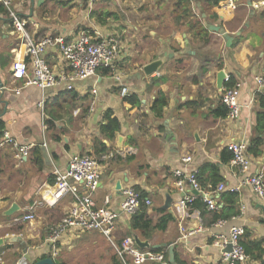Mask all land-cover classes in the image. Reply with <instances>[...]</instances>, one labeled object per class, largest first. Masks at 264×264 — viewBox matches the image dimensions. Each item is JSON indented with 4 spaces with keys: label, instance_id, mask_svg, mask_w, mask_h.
<instances>
[{
    "label": "crops",
    "instance_id": "1",
    "mask_svg": "<svg viewBox=\"0 0 264 264\" xmlns=\"http://www.w3.org/2000/svg\"><path fill=\"white\" fill-rule=\"evenodd\" d=\"M175 1L132 5L130 20L124 12L109 24L106 17H92L86 0L63 4L10 0V11L26 21L25 32L33 41L62 36L71 42L82 31L119 39L116 76L120 80L98 70L95 77L75 83L72 91L62 86L41 91L11 79L19 34L8 10L5 8L8 15L0 14V121L3 132L19 146L31 147L21 159L12 146L0 150V264H35L50 258L49 229L61 222L73 204L71 195L57 189L54 171L66 170L71 156H88L98 162L100 180L93 198L99 207L118 211L122 190L131 188L148 195L147 216L154 226L160 217H172L163 231L155 230L148 238L131 231L130 217L116 221L111 233L115 245L129 237L149 245L139 248L141 251L166 253V261L144 264H170L169 247L174 264H226L216 241L217 237L226 239L235 226L247 231L251 239L264 241V203L249 186L241 185L249 175H264V129L256 132L263 140L261 153L257 157L247 154L251 163L247 172L233 167L231 159L223 155L224 151L231 154L228 145L232 142L245 143L247 148L257 115L264 114L256 100L257 93L264 94L256 82L264 76V10L247 6L258 0H239L237 11L226 15L222 5L221 9L211 6L213 0H189L190 15L175 20ZM122 3L127 6V1ZM205 24L223 27L233 37L231 46L225 47L222 37ZM240 29L242 33L236 35ZM44 58L54 74L66 71L56 50H48ZM157 60H162L159 70L145 76L142 68ZM221 74L240 85L236 119L214 115L226 88L224 78L219 79ZM122 87L127 88L132 103L121 96ZM92 89L96 95L91 94ZM162 97L166 105L155 115L154 102ZM44 98L42 117L38 104ZM107 111L120 124L111 140L99 132ZM102 145L107 152H99ZM187 157L191 161L185 164L182 159ZM176 170L197 171L202 186L214 182L213 175H217L224 193L237 194L234 207L238 216L216 227L212 212L196 204L182 206L184 195L195 192L187 183L178 185ZM166 197L171 201L169 208H164ZM107 198L108 205L104 203ZM219 202L222 209L221 196ZM14 205V214L7 215ZM31 208L33 220L22 222ZM56 246V264H122L100 232L69 231ZM260 263L249 260L247 264Z\"/></svg>",
    "mask_w": 264,
    "mask_h": 264
},
{
    "label": "built area",
    "instance_id": "2",
    "mask_svg": "<svg viewBox=\"0 0 264 264\" xmlns=\"http://www.w3.org/2000/svg\"><path fill=\"white\" fill-rule=\"evenodd\" d=\"M54 1L70 2L72 0ZM96 1L86 0L87 6L91 8ZM0 4L8 10L12 26L19 34L18 46L13 50L14 57L10 65V77L12 80L23 81L25 86H35L41 91L59 86H62L63 90L72 91L75 83L95 77L96 72L101 69L109 70L117 82L120 80L116 76L120 49L119 39L116 36H102L96 32L82 31L71 42H66L62 36H49L33 41L25 32L26 21L19 19L15 13L10 11V0H0ZM239 5V0H223L222 9L226 15H229L236 12ZM248 7L254 11H263L264 0L251 2ZM50 49H54L60 54L66 71L58 75L51 71L44 58L45 53ZM229 79L230 77H224L225 82H228ZM256 82L260 88L264 89L263 78H256ZM239 88L240 85L235 83L233 87L225 88L221 97V102L227 108L230 119H236L239 116ZM19 92L20 90L16 91V93ZM96 93L97 91L92 89L91 94L96 95ZM120 94L122 97L127 96V88L122 87ZM46 100L44 98L38 104L42 117H44L43 110ZM5 146H12L17 149V159L26 157L31 148L30 146H19L8 133L3 132L0 136V150ZM228 150L231 152V165L238 168L241 172H247L251 163L247 157L245 143L232 142L228 145ZM190 161L189 157L182 159L185 164ZM98 167V162L92 157L71 156L68 159L66 170L63 172L54 171L57 189L65 195H71L73 204L61 222L49 229L47 243L49 244L50 258L54 260L57 257L58 249L56 244L69 231H96L104 235L112 244L122 264H144L147 261H163L164 257L162 255L141 251L132 238H124L118 245L113 243L111 233L116 221L122 216L131 217L134 215L140 207V198L135 190L125 188L122 190V200L118 211L108 207H99L93 198L100 180ZM197 175V171H174V176L178 179V185L181 186L187 183L190 189L195 192V194L184 195L181 205L192 206L196 200H199L205 204L209 212L218 213L220 211V196L225 191L224 184L219 183L215 187L210 184L201 186ZM241 185L249 186L253 194L264 203V175L262 173L249 175L241 182ZM230 193L235 192L230 191ZM109 202L108 198L104 201L106 205ZM144 205L146 207L151 206V201L146 199ZM33 216L31 208L28 214L22 216L21 221L30 222L33 220ZM223 224V220L215 222L216 227H220ZM244 232L242 227L235 226L229 230L226 239L217 237L219 240L216 241V245L222 249V259L226 264H247L249 262V257L240 243ZM227 245L231 247L229 252H225ZM19 264L26 263L21 262Z\"/></svg>",
    "mask_w": 264,
    "mask_h": 264
},
{
    "label": "trees",
    "instance_id": "3",
    "mask_svg": "<svg viewBox=\"0 0 264 264\" xmlns=\"http://www.w3.org/2000/svg\"><path fill=\"white\" fill-rule=\"evenodd\" d=\"M223 0H213L212 5L214 7H217V9H221ZM62 4L64 2H61ZM174 11L176 13L175 20H179L182 18H187L190 15V2L189 0H176L175 4L173 5ZM182 11L181 13H178L177 10ZM0 14L2 15H8L7 10L5 7L0 4ZM113 15L112 13H107L106 17H109ZM103 24V22H101ZM202 29V28H201ZM101 73L103 75H110V71L107 69H101ZM264 79V76H263ZM236 81L233 77H230L229 81L225 83L226 88H231L235 85ZM68 94V92H66ZM125 100L128 102H133L132 97L125 96ZM256 100L259 104V106L264 109V94L257 93L256 94ZM166 105V102L164 98H158L153 105L152 111L155 113V115H159L162 112L163 107ZM214 115L219 118H226L228 116V110L224 106V104L221 102V104L217 107V109L214 111ZM104 124L100 125L99 132L100 135H102L104 138L111 140L114 138L116 132L120 129V124L116 118L111 117V113L107 111L104 114L103 117ZM264 114L257 115V122L256 127L254 129V136L256 135V132L262 131L264 129ZM45 124L47 125L48 129L51 128V123L49 121H45ZM4 125L3 122L0 121V136L3 133ZM252 137L250 143L247 147V154L252 157H257L261 153V148L263 146V140L259 136ZM99 152H107L104 145ZM39 157H41L40 152L38 151ZM223 155H226L227 160L231 159V154L227 151L223 152ZM41 159V158H40ZM213 170L212 174H215L216 169L211 167ZM215 176L214 182L210 183L212 187H215L217 184L221 183L220 179L217 178V175ZM198 177V175H197ZM199 181V178H198ZM199 183L202 186V183L199 181ZM206 186V185H204ZM139 194L140 198V207L138 211L130 217V228L131 231H136L140 234L141 237L148 238L151 236L152 232L155 230L163 231L166 228V225L172 221V217L170 215L162 216L159 219L158 225H153L152 221L147 216V207L144 205V201L148 199V195L145 193H142L140 191L137 192ZM237 194L236 193H223L221 195V200L223 202V207L220 209V212L213 213L214 218L213 220L216 222L218 220H227L231 217L238 216V211L235 210V200H236ZM200 206L201 209H206L205 204H202L199 200H196L192 206ZM227 211V212H225ZM241 245L243 246L246 255L249 257L250 261L259 263L262 260H264V248L263 244L264 241L262 240H254L251 239V235L245 231L244 236L242 237L240 241ZM157 253V252H154ZM164 260H167L166 253L163 255Z\"/></svg>",
    "mask_w": 264,
    "mask_h": 264
},
{
    "label": "water",
    "instance_id": "4",
    "mask_svg": "<svg viewBox=\"0 0 264 264\" xmlns=\"http://www.w3.org/2000/svg\"><path fill=\"white\" fill-rule=\"evenodd\" d=\"M250 5V2H248V6ZM207 29L211 32H214L216 34H218L219 36L222 37V39L224 40V44H225V47L229 48L232 44V41H233V37L231 35H229L223 27L219 26V25H211V24H205ZM243 29H240L236 35H240L242 33ZM162 65V60H157V61H154L146 66H144L142 68V72L145 76H150L151 74L157 72L159 70V67ZM224 75H220L219 76V79L221 78V80L224 78L223 77ZM170 198L169 197H166V201H165V205H164V208H169L170 206ZM17 207L14 205L12 206L7 215H12L14 214V212L16 211ZM14 241V239H13ZM136 245L141 248V249H144V248H148L149 245L147 243H141L140 241H138L137 239H134ZM155 248H158V247H155ZM231 250V247L230 245H227L226 248H225V252H229ZM169 263L170 264H174V254H173V249L169 247ZM35 264H56L54 262L53 259L51 258H46V259H43L41 261H38L37 263ZM260 264H264V260L261 261Z\"/></svg>",
    "mask_w": 264,
    "mask_h": 264
},
{
    "label": "rangeland",
    "instance_id": "5",
    "mask_svg": "<svg viewBox=\"0 0 264 264\" xmlns=\"http://www.w3.org/2000/svg\"><path fill=\"white\" fill-rule=\"evenodd\" d=\"M127 1L126 5L124 7V4L122 3V0H97L96 3L89 9H91V13H94L92 17H95V19H101L102 17H106L107 13H112L113 15L104 18L105 20H108V23H115L114 19L115 17H120L123 15V13H126V17L129 18L128 15V9H130L133 6L143 5L144 7L150 5V0H123ZM84 7V6H83ZM87 7V5L85 6ZM124 13V14H125ZM131 19V16L129 20Z\"/></svg>",
    "mask_w": 264,
    "mask_h": 264
}]
</instances>
